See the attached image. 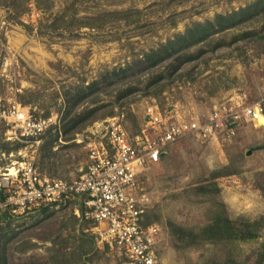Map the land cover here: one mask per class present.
Returning <instances> with one entry per match:
<instances>
[{"label": "rangeland", "instance_id": "374dc122", "mask_svg": "<svg viewBox=\"0 0 264 264\" xmlns=\"http://www.w3.org/2000/svg\"><path fill=\"white\" fill-rule=\"evenodd\" d=\"M237 95L264 98V0H0V108L50 119L36 138L0 120V264H128L76 197L14 212L17 169L74 181L88 160L78 134L95 120L125 110L137 132L148 107L208 114ZM141 185L158 264H264V128L185 136ZM216 220L240 236L202 235Z\"/></svg>", "mask_w": 264, "mask_h": 264}, {"label": "built area", "instance_id": "2783aa9c", "mask_svg": "<svg viewBox=\"0 0 264 264\" xmlns=\"http://www.w3.org/2000/svg\"><path fill=\"white\" fill-rule=\"evenodd\" d=\"M177 116L159 105L148 107L137 132L129 130L125 110L95 120L78 134L77 141L88 149L80 178L69 182L43 177L34 162H24L15 174L16 189H9L8 203L14 212L23 213L76 197L81 204L78 214L81 210L92 224L100 244L123 256L128 264H158L159 226L148 220L150 199L141 185L143 172L185 136L213 139L222 130L231 135L243 123L264 128V98L246 102L237 95L215 104L208 114ZM0 120L11 124L17 137L20 133L36 138L50 126L49 118H38L19 103L0 108Z\"/></svg>", "mask_w": 264, "mask_h": 264}, {"label": "trees", "instance_id": "16d2710c", "mask_svg": "<svg viewBox=\"0 0 264 264\" xmlns=\"http://www.w3.org/2000/svg\"><path fill=\"white\" fill-rule=\"evenodd\" d=\"M220 17H221V19L222 18H225L224 16H220ZM222 26L225 27V25H222ZM201 29H204L203 26H201ZM220 218H221V215L218 216V219H220ZM217 220L214 221L213 224L209 225V228L208 229H205L203 231V234L202 235L207 236V238H209L211 240H214V238H225V239H229V238L233 237V234H235V236H240L237 233L239 231H236L238 229H236L233 226H229L228 224L225 225V226L224 225H221V224H219L221 222V220L220 221H217ZM251 224H253V223H251ZM248 227H249V225H248ZM182 237H184L183 234H182ZM253 237H255L254 231L251 230V229H247V236L244 235L243 238H253Z\"/></svg>", "mask_w": 264, "mask_h": 264}, {"label": "bare ground", "instance_id": "6f19581e", "mask_svg": "<svg viewBox=\"0 0 264 264\" xmlns=\"http://www.w3.org/2000/svg\"><path fill=\"white\" fill-rule=\"evenodd\" d=\"M10 170H11V173H10V174L15 173V172H14V171H15L14 167L11 168ZM16 173H17V172H16ZM16 173H15V174H16Z\"/></svg>", "mask_w": 264, "mask_h": 264}]
</instances>
